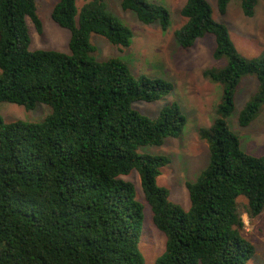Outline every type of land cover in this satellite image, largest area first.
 I'll use <instances>...</instances> for the list:
<instances>
[{"label":"trees","instance_id":"trees-1","mask_svg":"<svg viewBox=\"0 0 264 264\" xmlns=\"http://www.w3.org/2000/svg\"><path fill=\"white\" fill-rule=\"evenodd\" d=\"M232 0H218L225 13ZM38 0H0V102L33 109L51 107L42 121L7 122L0 114V264H146L140 241L144 204L123 175L136 170L153 222L166 236L156 264H248L255 246L243 236V218L264 210V155L246 152L229 126L236 92L247 75L256 92L239 115L248 126L264 106V51L244 57L228 26L216 20L207 0H187L185 23L175 31L183 48L206 34L215 36L214 57L222 67L204 75L222 86L212 125L200 129L210 162L186 183L190 207L170 199L157 182L167 155L141 153L180 136L187 117L177 101L156 118L133 107L174 91L165 78L135 74L119 57L93 56L90 34L129 46L132 29L112 14L104 0H59L52 19L71 32L70 52L30 48L28 20L39 32ZM247 16L258 0H241ZM145 24L170 26L168 8L150 0H121ZM247 199L240 207L238 199Z\"/></svg>","mask_w":264,"mask_h":264},{"label":"rangeland","instance_id":"rangeland-1","mask_svg":"<svg viewBox=\"0 0 264 264\" xmlns=\"http://www.w3.org/2000/svg\"><path fill=\"white\" fill-rule=\"evenodd\" d=\"M59 0H38V16L42 22V32L28 20L32 50L54 49L70 52L71 32L59 26L52 19V11ZM108 10L126 23L133 31L129 46L113 44L106 37L90 34L95 47L93 56L105 61L119 57L125 60L135 74H147L170 80L174 91L167 97L153 102L138 101L133 107L143 114L156 118L161 109L172 101H177L187 117L183 133L178 137H167L162 145L142 146L141 153L167 155L170 162L162 168L157 182L170 190V199L190 207V196L186 183L195 181L210 162V148L206 140L200 137V129L212 125L217 116V108L222 99V86L204 75V71L213 67H222L228 59H217L214 51L217 46L215 36L206 34L193 46L183 48L178 42L175 31L185 23L181 9L187 0H150L165 5L170 12V26L162 29L160 22L145 24L136 13L125 10L121 0H104ZM216 20L225 23L238 51L246 58H254L264 51V0H258L255 14L247 16L242 9L241 0H232L223 14L218 9V0H207ZM79 9L85 0H76ZM258 80L253 75L243 78L235 97V110L228 118L230 128L238 134L242 148L253 155H264V106L259 115L248 126L239 124V115L246 103L256 92ZM51 107L38 103L35 108L0 102V114L7 122L18 119L42 121L51 112ZM136 189L137 199L144 204L143 231L140 249L146 264H156V260L165 250L166 236L153 222V213L146 200L140 175L136 170L123 175ZM240 207L246 203L245 197L238 199ZM245 226L242 234L255 246V254L248 264H264V210L253 219L243 215Z\"/></svg>","mask_w":264,"mask_h":264}]
</instances>
